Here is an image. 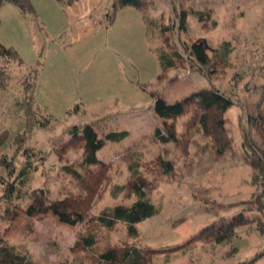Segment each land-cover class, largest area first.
<instances>
[{
    "label": "rangeland",
    "instance_id": "1",
    "mask_svg": "<svg viewBox=\"0 0 264 264\" xmlns=\"http://www.w3.org/2000/svg\"><path fill=\"white\" fill-rule=\"evenodd\" d=\"M26 1L29 11L12 0L0 3V43L14 48L23 61L9 64V83L0 90V136L7 133L0 156L13 158L18 151V169L31 164L27 191L42 188L52 199L78 194L62 168L78 162L83 152L62 148L71 142L74 127L81 132L93 124L97 157L115 168L92 217L137 200L113 193L131 179L128 160L142 163L143 174L158 180L149 196L161 212L138 224L137 236L123 222L98 226L97 245L82 251L76 244L91 224L80 216L21 215L9 223L2 217V202L0 236L21 251L27 247L36 264H98L109 247L126 246L156 251L151 264H246L263 255L264 234L255 224L237 227L224 240L210 237L207 229L242 212L254 216L248 202L260 193L243 134L264 153V123L256 127L249 119L264 117V0H150L144 12L131 6L115 10V0ZM200 39L213 50L207 65H193L187 55L184 65L163 71L160 57L167 47L185 53L183 44ZM225 43L230 44L228 61L216 60ZM30 73L35 75L33 103L24 89ZM210 87L234 101L226 113L233 146L219 160L200 133H193L188 153L173 143L163 105L156 103H173ZM157 129L161 140L155 138ZM113 131L128 136L120 142L105 140ZM26 132L17 150L14 139ZM159 157L169 165L167 175L158 172ZM251 264H264V255Z\"/></svg>",
    "mask_w": 264,
    "mask_h": 264
},
{
    "label": "trees",
    "instance_id": "2",
    "mask_svg": "<svg viewBox=\"0 0 264 264\" xmlns=\"http://www.w3.org/2000/svg\"><path fill=\"white\" fill-rule=\"evenodd\" d=\"M3 0H0L2 3ZM23 11H29L31 8L26 0H12ZM72 4L78 0H59ZM150 0H115V10L131 6L144 12ZM180 29L186 28L185 14L180 15ZM152 24V23H151ZM153 25V24H152ZM170 31V28L163 29V32ZM184 52L171 50L169 47L163 51L160 57L163 71L184 65L185 57L193 60V65H207L211 58L209 52L213 51L205 39H200L191 46L183 44ZM231 53L230 44L225 43L220 53H217L221 61L227 62ZM17 63L22 65L23 61L19 53L14 48H8L0 43V90H5L9 83V64ZM30 73L24 81V89L29 99L33 103L34 98V77ZM162 104V116L165 121L166 131L172 138L173 143L189 152L193 144V133H200L208 139L210 147L214 152L216 160L221 159L233 146V138L229 135L227 128V111L233 106L234 101L231 97L225 95L215 87L203 88L200 92L190 94L173 103H165L161 100L156 102ZM254 120V125H263L264 117H249ZM183 121L184 131L179 133L178 123ZM93 124H88L80 132L77 127L72 131V140L62 148L65 151L68 148L82 150V158L71 165L64 166L62 171L71 177L79 189L78 194H71L63 198L52 199L44 189L27 191L26 188L30 182L31 164L25 165L20 170L15 164V155L9 158L7 155L0 156V203H4L5 210L2 217L10 222L16 221L21 215L34 219H43L57 213H68L70 216H80L81 222L91 224L87 234L81 236L77 248L82 251H92L97 245V232L94 228L98 226L114 228L117 223L127 224L128 232L132 236L138 235V224L142 221L160 215L161 209L157 207L150 199L149 193L157 185L158 180L148 179L142 172L143 164L138 161L128 160L131 179L125 186H115L113 191L117 197L121 193L129 197L135 195L137 200L132 206L118 205L113 208L105 209L99 216L92 217V211L103 198L109 188L112 177L111 171L115 165L112 162L106 163L97 157V133L93 129ZM161 130L154 132L155 138L162 137ZM243 148L246 151L247 161L255 170L253 185L259 186L260 193L256 199L248 202V212L254 213V216H246L244 212L237 215L231 222H224L219 226L212 225L208 227L210 237L217 240H224L231 237L233 231L240 226L255 224L257 230L264 234V153H258L253 144V140L248 133L243 134ZM128 136L125 131H113L106 135L105 140L120 142ZM7 133L0 136V146L3 145ZM28 137L27 132L15 137L14 142L20 149ZM189 140V144L187 143ZM192 139V143L190 140ZM161 140V139H160ZM157 168L160 174L169 173L168 163L161 157L156 160ZM27 202V203H26ZM246 204V203H245ZM1 209V208H0ZM27 247L23 250L15 245H11L7 240L0 236V264H36L29 256ZM156 254L153 250H143L137 246L109 247L99 257L98 264H151L152 256ZM264 255V254H263ZM259 255L256 259L263 256Z\"/></svg>",
    "mask_w": 264,
    "mask_h": 264
}]
</instances>
